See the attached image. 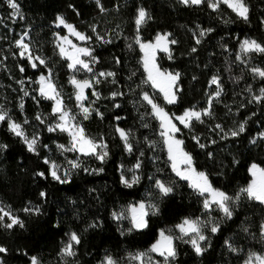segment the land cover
I'll list each match as a JSON object with an SVG mask.
<instances>
[{"label": "trees", "instance_id": "16d2710c", "mask_svg": "<svg viewBox=\"0 0 264 264\" xmlns=\"http://www.w3.org/2000/svg\"><path fill=\"white\" fill-rule=\"evenodd\" d=\"M17 2L23 19L19 16L14 19L6 0H0V105L13 120L20 123L28 120L23 128L30 137L39 136V154L29 152L22 140L8 130L7 122L0 124V144L7 145L6 150H0V202L16 211L25 225L10 230L0 226V246L7 249V253H0V260L4 264H31L30 258L37 257L40 264H103L110 255L118 264H136L129 260V254L146 251L161 230L167 233L172 229L179 235L175 226L184 218L207 221L209 216L219 223L220 230L212 234L208 230L210 225L205 228L210 238L207 251L197 256L189 244L176 240L178 255L172 264H244L249 253L263 254L264 204L241 194L232 205L231 219L218 210L206 212L204 198L172 171L159 121L151 115V107L141 100V95L148 92L166 111L181 115L186 109L207 108L210 94L216 91L215 85L210 86L211 79L219 78L223 91L213 100L212 115L203 117V123L193 121L191 130L178 123L181 131L177 137L184 141L183 148L192 155L196 170L205 172L214 188L235 197L251 181V165L264 168V139L259 135L264 132V103L252 101V96L259 95L264 87V79L250 70L264 69V54L245 55L240 51L245 39L264 45V0H245L249 8L247 22L226 4L213 11L207 1L199 6H185L180 0H101L104 12L95 0ZM140 8L151 16L140 30L142 41H152L159 33H170V39L177 41L170 45L172 59L162 52L157 58L161 69L180 73L178 101L174 105L166 104L162 94L145 82L142 53L134 43L137 35L134 21ZM58 15L92 37L84 45L93 49L98 59L93 65L94 72L115 73L114 77H99L98 84L94 82L100 99L91 95L93 89H86L89 99L85 105L98 110L102 118L93 111L88 120H83L78 110L70 78L75 75L80 80L91 79L92 74L70 71L68 61L60 56L56 34L64 35L65 29L55 26ZM209 28L211 32L199 36L201 30ZM25 32L33 56L44 58L46 65L38 64L34 69L27 59L20 57L15 42ZM96 34L112 42L97 40ZM193 47L196 52L191 51ZM238 55L240 60L236 58ZM21 67L24 72L20 71ZM48 71L65 106L82 123L86 134L97 140L102 137L108 145L109 156L104 163L76 152H58L57 144L67 145L69 136L59 130H47L57 117L51 114L52 102L39 96V86L35 83L39 75ZM21 80L28 96L21 91ZM249 87L251 93L247 91ZM113 92L123 95L112 98ZM117 104L120 106L115 107ZM37 114L47 118L44 124L35 119ZM245 121L246 131L235 138H222L223 133L216 129L220 124L228 131ZM117 126L132 132L131 153L126 151L116 132ZM193 137L199 138L205 147L201 148ZM253 140L256 142L252 143ZM77 156L81 168L72 169L68 161ZM44 158L59 165L60 173L69 171L70 182L61 184L54 180ZM137 159L141 161L136 173L140 180L127 187L121 183V174L131 179L132 173L127 169ZM85 168L104 171L95 173L84 171ZM38 172L45 175L41 177ZM157 179L171 184L174 191L160 196L155 186ZM40 192L46 196L42 198ZM140 201L158 205L159 212L149 214L147 228L129 231L132 228L129 218L116 220L112 214H119ZM37 206L39 214L22 211ZM92 224L97 227H89ZM71 232L81 237V243L75 247L74 257H63V243Z\"/></svg>", "mask_w": 264, "mask_h": 264}, {"label": "snow or ice", "instance_id": "6c2138e0", "mask_svg": "<svg viewBox=\"0 0 264 264\" xmlns=\"http://www.w3.org/2000/svg\"><path fill=\"white\" fill-rule=\"evenodd\" d=\"M6 3L10 9H12V16H19L23 19V13L21 11L20 5L17 0H6ZM97 7L101 12L105 11V8L102 5L101 0H95ZM185 6H199L205 3V0H180ZM221 4H226L239 18L243 19L245 22L248 21V12L249 8L245 0H207V5L213 11L218 10ZM69 7H73L69 5ZM75 10V9H74ZM79 14V13H77ZM151 19L150 14L144 9H138L137 16L135 18L136 33L134 43L139 46L142 55V65L146 75V83H150L151 87L157 90L162 94L163 100L168 105H174L178 101V80L180 73L175 74L161 70L157 62V53L162 52L168 55L169 59H172L170 45L177 43L175 39H170V33L157 34L154 42H143L141 36L139 35L140 30L143 25H145ZM15 22V21H13ZM55 26L57 28L63 27L67 30L68 35L60 36L57 35V40L59 43L57 47L59 48V54L63 59L68 61L67 67L70 71L77 73L83 70L86 73L92 74L91 79H77L75 75L70 78V83L75 89V100L77 102V107L80 109V114L83 117V120H88L93 111H96L97 115L98 110L91 108L90 106H85V101H88L89 97L86 94V89H93L91 92L92 96H95L100 99V94L94 89V82L100 83L99 77H114L115 73L113 72H99L95 73L93 65L98 63L97 57L93 55V49L90 47H81L78 44L73 43L69 36H74L77 40L87 44L92 37L84 33L79 32L74 25L68 23L65 17L58 15L56 17ZM93 33H96V28L93 26ZM212 29L201 30L199 36H205L206 32H211ZM28 35L27 32L19 40H17L16 46L21 50L19 55L21 58L27 59L32 68L37 67L38 61L40 65H46L44 58L40 56L33 57L32 52L30 51L29 44L24 42L25 37ZM96 39L101 40L104 43H111V40H105L99 34H96ZM201 40L196 39V43L199 44ZM67 45V47H65ZM132 47V44H129V48ZM196 48L191 49L192 52H196ZM241 51L247 55L249 53H261L264 54V45L257 43L255 40H244L241 44ZM87 59H84V58ZM238 60L241 57L238 55L236 57ZM119 59H116V63H119ZM254 75H258L260 78L264 79V69L261 68H252L250 69ZM21 72H24L23 67L20 68ZM21 84V91L24 92L25 96L29 95V92L23 88L24 81H19ZM39 85L38 94L41 98L50 100L53 102L52 112L53 116L58 118V122L55 125H48L47 130L49 132L57 131L66 132L70 137V145L65 147L63 145H58L65 152H76L79 156L85 157H94L96 160L104 163L106 158L109 156L108 145L103 141L101 137L99 140L89 137L86 134L84 127L80 121L76 120V116L73 115L70 110H68L63 102L61 92L58 90L56 84L53 82L51 71L48 75L45 76L41 74L38 79L35 81ZM115 83V80H113ZM215 85L216 91L214 94H210L208 100V107L200 110L195 108L186 109L182 115H176L174 113H169L156 102V98L150 95L148 92H143L141 95V100L146 102L147 105L151 107V115L154 116L158 121L161 128L160 136L163 138V143L167 149L168 160L170 161V166L172 171L177 177L181 180L188 181V186L192 188L199 196L203 197V208L209 214L213 211H220L223 213L224 217L231 219L233 216V207L236 202L239 201L240 195L244 194L250 200H255L261 204H264V168L253 164L250 168L251 175L253 177L252 182L246 187L240 189L235 197L228 195L226 192L221 191L217 188H214L209 180V176L203 171H197L193 166V157L192 155L185 151L183 148L184 141L182 139H177L176 136L180 133L181 129L177 126L174 121H178L180 125H183L184 128L191 130L193 126V121L203 123V117L211 116V106L213 100L219 98L223 88L220 84L219 78L213 76L210 82V86ZM250 93L252 92L251 87L247 89ZM112 98L123 95V93L113 92ZM252 101H255L257 104L264 103V87L260 88L259 95H253ZM251 102V101H250ZM94 103V101L92 102ZM120 105H115L119 107ZM20 108L23 110L24 104L20 103ZM35 119L41 124H44L46 119L42 117V114H37ZM117 120L121 119L116 117ZM7 122L8 130L12 132L15 136L19 137L22 142L26 145L27 150L34 154H39L37 151V146L39 143V136L33 135L29 138L26 135L23 128V124H27L28 120L25 119L23 123L17 122L9 116L8 112L4 109L3 105H0V124ZM247 121L241 123L238 128L230 129L225 131L220 124L216 125V129H219L223 136L222 138H232L238 137L246 131ZM147 127V125H145ZM116 132L118 133L121 141L124 143L126 151L131 153L133 151V145L130 143V137L132 132L130 130H125L116 127ZM260 138L264 139V132H261ZM196 142L200 145L201 148H204V144H200L199 138L193 137ZM256 141L253 140L252 143ZM215 143V141H213ZM7 145L0 144V150H6ZM143 156V153H140ZM211 155V154H210ZM79 156L74 160H69L68 164L71 165L72 169L81 168V162L79 161ZM45 164H50V175L51 177L58 181L61 184L69 183L71 180V173L67 170L64 171L63 176L59 173L60 167L55 162L49 161L48 159L44 160ZM141 167V161L137 159V163L132 167L127 169L128 172L132 173L131 179L126 178V176L121 174V183L127 187H132L134 184L138 183L140 180L137 171ZM84 171H91L95 173L103 172V168L89 170L87 168ZM37 175L43 177L45 174L43 172H38ZM155 186L158 189L160 196H168L173 191L174 188L171 184L165 183L160 179L155 181ZM40 196L43 198L46 196V193L40 192ZM25 213H34L39 214L40 208L26 207L22 209ZM159 212V207L156 204L149 203H140L138 206H132L127 210L121 213H113V218L116 220H123L130 218L132 228L129 231L134 230H143L148 227L147 217L149 214L156 215ZM210 225L208 229L212 234H216L220 230L219 223H214L211 216L207 221L201 220L200 218H184L181 223L175 226V229L178 231L179 235H175L172 229H169L167 233L163 230L159 233V238L153 243L148 249V251H140L135 254H129V260L138 262V264H172L177 258V249L175 241L179 240L183 243L189 244L197 256L203 255L207 251V247L210 245V238L205 234V228ZM0 226H3L6 229H12L16 226L23 228L24 222L20 219L19 216L15 215L10 206L0 205ZM89 227H97L96 224L89 225ZM261 235L264 236V224H261ZM81 243V237L76 232H71L69 234V240L64 245L61 250V256L63 257H74L76 255L75 247ZM232 251L236 249L231 248ZM0 253H7L5 247L0 246ZM151 253L157 254L159 257H162V261H154ZM31 264H40V261L37 257H31ZM0 264H4L3 260H0ZM103 264H118L112 256H106L104 258ZM244 264H264V254L249 253L248 259L244 261Z\"/></svg>", "mask_w": 264, "mask_h": 264}, {"label": "rangeland", "instance_id": "374dc122", "mask_svg": "<svg viewBox=\"0 0 264 264\" xmlns=\"http://www.w3.org/2000/svg\"><path fill=\"white\" fill-rule=\"evenodd\" d=\"M205 1H207V0H205ZM10 13H11V15H12V9H10ZM13 17V16H12ZM18 16H16V17H13L14 19H16ZM63 28V27H62ZM159 34H161V33H159ZM24 35V33L23 34H21L20 35V37H19V39L21 38V36H23ZM60 35V34H59ZM64 35H68V32H67V30L65 29V34ZM64 35H60V36H64ZM156 37V36H155ZM155 37L153 38V40L152 41H147V42H154V39H155ZM18 39V40H19ZM69 39L73 42V43H75V44H78L79 46H81V47H85V45H84V42H81V41H79V40H77L74 36H69ZM27 40H28V37L26 36L25 37V39H24V42L25 43H27ZM245 40H251V39H245ZM244 41V40H243ZM242 41V42H243ZM144 42V41H143ZM59 43V41L57 40V35H56V45ZM28 44V43H27ZM242 44V43H241ZM65 47H67V45H65ZM58 50H59V48H58ZM19 51H21L20 49H19ZM240 51H241V45H240ZM242 52V51H241ZM159 53V52H158ZM158 53H157V58H158ZM243 53V52H242ZM143 55V54H142ZM33 57H35V56H33ZM84 59H87L86 57L84 58ZM34 62H36L37 63V65L39 64V62L38 61H34ZM158 62V61H157ZM161 70H164V71H167V72H170V71H168V70H165V69H161ZM48 73H49V71L46 73V74H43V75H45V76H47L48 75ZM171 73H173V72H171ZM173 74H175V73H173ZM147 75V74H146ZM40 76V75H39ZM38 79V78H37ZM39 86V85H38ZM214 92L215 91H212V93L211 94H214ZM52 102V101H51ZM77 103V102H76ZM65 105V104H64ZM52 106H53V102H52ZM86 106V105H85ZM66 107V106H65ZM67 108V107H66ZM68 109V108H67ZM69 110V109H68ZM78 110H79V112H80V109L78 108ZM197 110V109H196ZM182 115V114H181ZM58 122V118H56V122L55 123H57ZM55 123L53 124V125H55ZM174 123H176V124H178L179 122L178 121H174ZM161 129V128H160ZM66 133V132H65ZM67 134V133H66ZM27 135V134H26ZM68 135V134H67ZM69 136V135H68ZM29 138H31L30 136H29ZM176 138L178 139V137L176 136ZM58 145H62V144H57V149H58V152L59 153H61V154H64V153H66L65 151H63L60 147H58ZM70 145V137H69V143L67 144V145H63V146H65V147H68ZM45 159H47V158H44V160ZM49 160V159H48ZM50 161V160H49ZM49 165V167H50V164H48ZM252 166V165H251ZM63 173H64V170H62L61 171V173H60V171H59V173L58 174H62L61 176H63ZM125 175V174H124ZM126 176V175H125ZM127 178V177H126ZM129 179V178H128ZM252 180H253V177H252V179H251V181L249 182V184L252 182ZM188 182V181H187ZM248 184V185H249ZM247 185V186H248ZM246 186V187H247ZM245 187V188H246ZM140 203H145L144 201H140V202H137V203H135V204H131V205H129V207L128 208H130V207H132V206H138ZM146 204V203H145ZM0 205H5V206H8V205H6V204H3V203H1L0 202ZM29 208H32V207H29ZM13 212H14V214L15 215H17V212L16 211H14L13 210ZM129 220H130V218H129ZM159 238V237H158ZM68 240H69V236H68V238H67V240L63 243V247H64V245L68 242ZM156 242V241H155ZM154 242V243H155ZM62 247V248H63ZM151 247V246H150ZM150 247L148 248V249H150ZM148 249L146 250V251H148ZM146 251H144V252H146ZM264 254V253H263ZM151 256H152V258H153V260L154 261H162V257H159L157 254H155V253H151L150 254ZM248 259V258H247ZM136 264H138V262H136Z\"/></svg>", "mask_w": 264, "mask_h": 264}]
</instances>
